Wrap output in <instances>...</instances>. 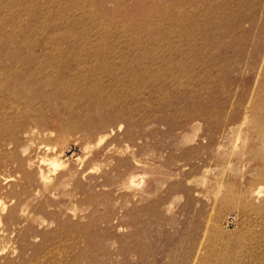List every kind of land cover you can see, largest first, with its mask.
Segmentation results:
<instances>
[{
  "label": "rangeland",
  "instance_id": "1",
  "mask_svg": "<svg viewBox=\"0 0 264 264\" xmlns=\"http://www.w3.org/2000/svg\"><path fill=\"white\" fill-rule=\"evenodd\" d=\"M0 264H264V0H0Z\"/></svg>",
  "mask_w": 264,
  "mask_h": 264
},
{
  "label": "bare ground",
  "instance_id": "2",
  "mask_svg": "<svg viewBox=\"0 0 264 264\" xmlns=\"http://www.w3.org/2000/svg\"><path fill=\"white\" fill-rule=\"evenodd\" d=\"M5 177V176H4ZM8 178H10V177H8Z\"/></svg>",
  "mask_w": 264,
  "mask_h": 264
}]
</instances>
